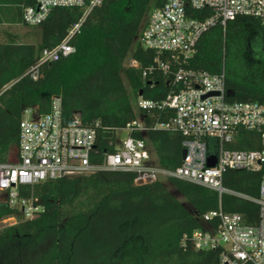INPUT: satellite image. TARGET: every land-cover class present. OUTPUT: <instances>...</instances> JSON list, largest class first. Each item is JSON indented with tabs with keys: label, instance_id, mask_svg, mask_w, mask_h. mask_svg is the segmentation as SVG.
Masks as SVG:
<instances>
[{
	"label": "trees",
	"instance_id": "obj_1",
	"mask_svg": "<svg viewBox=\"0 0 264 264\" xmlns=\"http://www.w3.org/2000/svg\"><path fill=\"white\" fill-rule=\"evenodd\" d=\"M57 6L39 25V40L24 41L18 28L27 25L23 12L35 0H0V162L18 156L20 120L25 108L50 111L54 96L62 98L63 118L78 114L96 127L90 162L102 164L117 149L116 132L140 118L147 125L172 111L138 109L140 96L161 100L172 89L170 75L155 68L154 52L145 49L140 33L151 8L163 0H102L92 6ZM70 44L74 51L45 62L37 79L29 68L44 48L58 45L81 21ZM264 36L258 20L239 16L202 33L186 67L212 73L224 70L231 100L264 101V54L256 40ZM134 58L139 67H125ZM131 135L143 138L155 163L175 169L182 163L183 135L149 128ZM260 133L239 126L235 149H256ZM136 173L97 170L89 174L47 179L20 189L37 198L44 210L33 219L18 218L0 228V264H220V249H196L182 239L205 226L203 215L220 206L242 214L245 223L259 219V205L229 193L175 177L137 184ZM262 171L227 169L223 185L251 197L259 195ZM19 215L0 205V220ZM45 246V248L43 247Z\"/></svg>",
	"mask_w": 264,
	"mask_h": 264
},
{
	"label": "built area",
	"instance_id": "obj_2",
	"mask_svg": "<svg viewBox=\"0 0 264 264\" xmlns=\"http://www.w3.org/2000/svg\"><path fill=\"white\" fill-rule=\"evenodd\" d=\"M102 0H92L88 10ZM85 0H35L27 6L23 19L27 25L42 23L57 6L83 5ZM239 16L258 20L264 31V0H163L151 8L147 23L140 33L145 49L154 52L153 65L143 70V76L155 68L170 75L172 89L161 100L140 96L138 109L172 111L164 120L147 125L136 118L126 124L129 136L117 142L115 151L106 153L102 164L90 162L95 147L96 127L83 124L78 114L70 123L63 118L62 98L54 96L48 113L38 114L25 108L20 120L18 156L14 161L0 162V203L18 210L19 215L2 218L0 226H10L18 218L33 219L44 210L37 198L21 194L20 189L47 179L89 174L97 170L136 173L135 182L144 184L159 178L175 177L217 190L220 194L252 200L259 205V219L245 223L242 214L226 212L221 206L203 215L205 226L185 235L196 249H220V264H264V101L231 100L222 69L212 73L186 67L197 51L203 32L211 27L226 26ZM84 17L55 47L44 48L28 72L37 79L43 63L56 61L74 51L70 38ZM129 67L138 68L131 58ZM260 133L256 149H235L238 127ZM149 128L180 132L185 155L175 169L158 166L145 139L131 132ZM216 156L214 166L208 158ZM227 169L262 171L259 195L251 197L223 185Z\"/></svg>",
	"mask_w": 264,
	"mask_h": 264
},
{
	"label": "rangeland",
	"instance_id": "obj_3",
	"mask_svg": "<svg viewBox=\"0 0 264 264\" xmlns=\"http://www.w3.org/2000/svg\"><path fill=\"white\" fill-rule=\"evenodd\" d=\"M18 31L20 34H27L28 36L23 37L24 41H35L37 42L39 40V35L38 33L34 30V28L30 25H23L20 26L18 28ZM131 58H127L124 62V66L127 67L129 62H130ZM116 136H117V142L121 143L123 142L128 136H129V132L126 128H120L117 130L116 132ZM165 179V178H163ZM4 227V226H0ZM45 248V246H43Z\"/></svg>",
	"mask_w": 264,
	"mask_h": 264
},
{
	"label": "flooded vegetation",
	"instance_id": "obj_4",
	"mask_svg": "<svg viewBox=\"0 0 264 264\" xmlns=\"http://www.w3.org/2000/svg\"><path fill=\"white\" fill-rule=\"evenodd\" d=\"M256 48L258 49L257 52L264 54V36L256 40ZM1 204L3 203H0V205Z\"/></svg>",
	"mask_w": 264,
	"mask_h": 264
},
{
	"label": "water",
	"instance_id": "obj_5",
	"mask_svg": "<svg viewBox=\"0 0 264 264\" xmlns=\"http://www.w3.org/2000/svg\"><path fill=\"white\" fill-rule=\"evenodd\" d=\"M183 157L185 155V150H183ZM216 163V156L215 155H211L209 158H208V166H214Z\"/></svg>",
	"mask_w": 264,
	"mask_h": 264
}]
</instances>
